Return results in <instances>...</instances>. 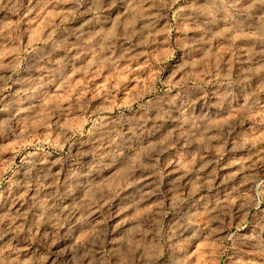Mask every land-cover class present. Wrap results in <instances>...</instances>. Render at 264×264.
Returning <instances> with one entry per match:
<instances>
[{
  "label": "clouds",
  "instance_id": "1",
  "mask_svg": "<svg viewBox=\"0 0 264 264\" xmlns=\"http://www.w3.org/2000/svg\"><path fill=\"white\" fill-rule=\"evenodd\" d=\"M0 264H264V0H0Z\"/></svg>",
  "mask_w": 264,
  "mask_h": 264
}]
</instances>
